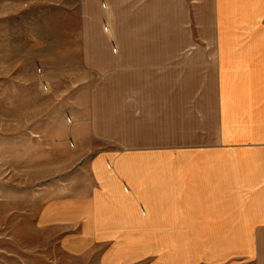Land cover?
<instances>
[{"label":"crops","instance_id":"1","mask_svg":"<svg viewBox=\"0 0 264 264\" xmlns=\"http://www.w3.org/2000/svg\"><path fill=\"white\" fill-rule=\"evenodd\" d=\"M123 3L84 0L118 39L136 36ZM211 8L207 51L85 47V65L102 76L90 90V132L115 135V149L86 160L91 174L82 188L41 208L38 229L51 230L70 260L264 264V0H211ZM205 52L215 91L210 125L200 115L190 134L186 120L164 130L154 112L132 105L141 62L150 75L184 69L187 82L189 70L202 71ZM206 133L210 142L200 141Z\"/></svg>","mask_w":264,"mask_h":264},{"label":"rangeland","instance_id":"2","mask_svg":"<svg viewBox=\"0 0 264 264\" xmlns=\"http://www.w3.org/2000/svg\"><path fill=\"white\" fill-rule=\"evenodd\" d=\"M153 1L124 0L136 36L118 39L84 0H0V264H82L63 255L51 230L38 229V216L47 201L83 186L86 160L115 149V135L90 132V90L102 76L85 65V47L134 45L143 55L212 46L211 0ZM204 56L187 82L184 69L150 75L141 62L132 105L154 112L164 130L186 120L190 134L200 115L210 125L215 91Z\"/></svg>","mask_w":264,"mask_h":264}]
</instances>
